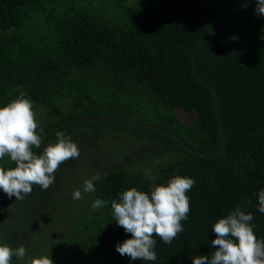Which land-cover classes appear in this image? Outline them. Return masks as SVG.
Returning a JSON list of instances; mask_svg holds the SVG:
<instances>
[{
  "label": "trees",
  "instance_id": "trees-1",
  "mask_svg": "<svg viewBox=\"0 0 264 264\" xmlns=\"http://www.w3.org/2000/svg\"><path fill=\"white\" fill-rule=\"evenodd\" d=\"M125 4L0 0V264H264V0Z\"/></svg>",
  "mask_w": 264,
  "mask_h": 264
},
{
  "label": "rangeland",
  "instance_id": "rangeland-1",
  "mask_svg": "<svg viewBox=\"0 0 264 264\" xmlns=\"http://www.w3.org/2000/svg\"><path fill=\"white\" fill-rule=\"evenodd\" d=\"M125 2L128 4V5L125 4L126 7L131 5L129 7H134V8H136V7L151 8L152 6L158 7V6L162 5V0H125ZM120 11H122L121 3L116 5V6L112 5V6L108 7L105 16L110 18L112 21L115 19L121 18V17L123 18L124 14L121 13ZM177 113L183 122L188 123V124L191 122L190 116L184 114L182 111H178ZM38 117L39 116H37V114L34 113V111H30L26 115H15L13 118H8L7 120L4 121V125H5L6 129H3L0 132V134L10 135L11 131H13L17 134L25 132L27 130L29 131L30 128H32L35 124H37ZM22 138H24V135L22 136ZM22 138L14 136L13 140H11V143H12L11 145H17L18 143L21 142ZM129 141H132V140L127 136L123 137L117 133L108 132V133H106L105 136L101 135L100 146L104 148L105 152H107V153L109 152L107 156L111 159L113 157V154L111 153V149H118L120 146L127 145L129 143ZM133 143L135 144L134 147H136V144H140V143H135V142H133ZM140 145H142V144H140ZM147 146H148V144H147ZM147 150H150L154 153L155 152L157 153L159 151L158 149L145 148V151H147ZM145 151L143 150V152H145ZM133 152L134 151H130L128 153L129 155L127 157L124 156L125 158L123 160L126 162L131 161L132 159L136 160V157H138V153H140V152H135L134 154H133ZM94 153H95V151H94ZM101 157H103V156H101ZM83 193H85V191ZM85 201L89 202L87 197H85ZM55 262H52V263L55 264ZM52 263H47V257L40 255V258H37V260L33 264H52Z\"/></svg>",
  "mask_w": 264,
  "mask_h": 264
}]
</instances>
